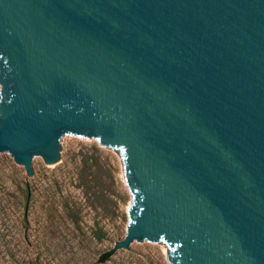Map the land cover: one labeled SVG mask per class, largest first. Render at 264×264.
I'll return each instance as SVG.
<instances>
[{"label":"water","instance_id":"95a60500","mask_svg":"<svg viewBox=\"0 0 264 264\" xmlns=\"http://www.w3.org/2000/svg\"><path fill=\"white\" fill-rule=\"evenodd\" d=\"M122 152L124 238L264 264V0H0V157Z\"/></svg>","mask_w":264,"mask_h":264},{"label":"rangeland","instance_id":"374dc122","mask_svg":"<svg viewBox=\"0 0 264 264\" xmlns=\"http://www.w3.org/2000/svg\"><path fill=\"white\" fill-rule=\"evenodd\" d=\"M59 143V159L32 161L31 176L0 157V264H173L167 243L111 251L134 203L122 152L93 140Z\"/></svg>","mask_w":264,"mask_h":264},{"label":"trees","instance_id":"16d2710c","mask_svg":"<svg viewBox=\"0 0 264 264\" xmlns=\"http://www.w3.org/2000/svg\"><path fill=\"white\" fill-rule=\"evenodd\" d=\"M112 254V252L108 251V252H105L101 255L100 257V261H105L109 258V256Z\"/></svg>","mask_w":264,"mask_h":264}]
</instances>
